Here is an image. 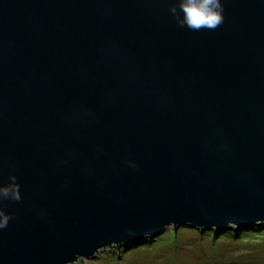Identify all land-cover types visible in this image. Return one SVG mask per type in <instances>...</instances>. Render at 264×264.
<instances>
[{
    "label": "water",
    "instance_id": "water-1",
    "mask_svg": "<svg viewBox=\"0 0 264 264\" xmlns=\"http://www.w3.org/2000/svg\"><path fill=\"white\" fill-rule=\"evenodd\" d=\"M220 2L0 0V264L264 227V0Z\"/></svg>",
    "mask_w": 264,
    "mask_h": 264
},
{
    "label": "rangeland",
    "instance_id": "rangeland-1",
    "mask_svg": "<svg viewBox=\"0 0 264 264\" xmlns=\"http://www.w3.org/2000/svg\"><path fill=\"white\" fill-rule=\"evenodd\" d=\"M258 229L213 236L209 230L168 226L152 239L127 248L113 245L72 264H264V227Z\"/></svg>",
    "mask_w": 264,
    "mask_h": 264
},
{
    "label": "clouds",
    "instance_id": "clouds-1",
    "mask_svg": "<svg viewBox=\"0 0 264 264\" xmlns=\"http://www.w3.org/2000/svg\"><path fill=\"white\" fill-rule=\"evenodd\" d=\"M179 12L182 16L177 15V22L180 26L188 27L191 30L198 31L201 29H215L223 21V6L220 0H179ZM170 11L177 14L178 9L173 6ZM13 183L7 187L0 188V197L19 199L18 189L14 183L15 177L11 178ZM7 217L0 221V227H5Z\"/></svg>",
    "mask_w": 264,
    "mask_h": 264
},
{
    "label": "trees",
    "instance_id": "trees-1",
    "mask_svg": "<svg viewBox=\"0 0 264 264\" xmlns=\"http://www.w3.org/2000/svg\"><path fill=\"white\" fill-rule=\"evenodd\" d=\"M258 228H260V227H252V228H250L248 231H249V232H250V231H254V232H256V231L259 230ZM261 229H262V228H261ZM243 231H245V230H238V233H240V232L243 233ZM220 233H226V232H220ZM215 235H220V234H215Z\"/></svg>",
    "mask_w": 264,
    "mask_h": 264
}]
</instances>
